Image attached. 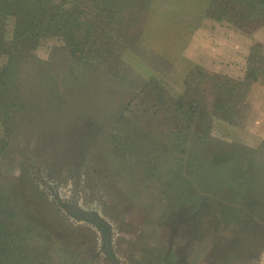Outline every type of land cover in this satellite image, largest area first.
<instances>
[{"label":"rangeland","instance_id":"1","mask_svg":"<svg viewBox=\"0 0 264 264\" xmlns=\"http://www.w3.org/2000/svg\"><path fill=\"white\" fill-rule=\"evenodd\" d=\"M57 1L100 23L88 0ZM132 1L83 58L61 35L19 52L29 115L16 104L1 143L19 240L4 264H264V20ZM180 99L207 115L190 120Z\"/></svg>","mask_w":264,"mask_h":264},{"label":"trees","instance_id":"2","mask_svg":"<svg viewBox=\"0 0 264 264\" xmlns=\"http://www.w3.org/2000/svg\"><path fill=\"white\" fill-rule=\"evenodd\" d=\"M100 11L101 20L97 23L94 19L82 20L79 16L71 17L69 10L62 2L57 0H0V57L5 52L7 67L0 71V122L3 123V137L0 144L4 143L10 130V123L17 121L18 113L23 109L22 115L28 112L29 103L21 95V80L18 81L22 64L16 65L19 52L23 49L33 50L43 39L52 35H61L65 39L75 58H83L86 46H98L107 39L115 36V24L122 18L125 21V9L132 4V0H88ZM234 7H229V5ZM211 16L217 19H230L239 24L237 16L244 20L242 28H250L264 20V0H213ZM9 18H14L10 29ZM131 19V18H130ZM102 20H105L102 22ZM127 22V21H126ZM128 23V22H127ZM128 26V25H127ZM124 24L120 22L119 30H123ZM259 52V51H258ZM19 62V61H18ZM21 74V73H20ZM255 74V73H254ZM256 76V75H255ZM252 78V76H251ZM183 99V98H182ZM178 101L180 111L184 112L190 120L199 117L203 119V102L197 104L192 100ZM131 102L127 103L130 105ZM24 106L16 111L15 105ZM202 107V110L200 108ZM206 109V108H205ZM206 111H208L206 109ZM14 114V115H13ZM7 124V125H6ZM5 137V140H4ZM4 144L0 145V159H4ZM3 153V154H2ZM5 207L3 195L0 193V263L6 262V256L10 253L11 244H17L16 233L8 227V219L15 216ZM14 224V223H13ZM102 227L101 222H98ZM189 222L186 220L176 225L175 243L170 251V259H174L177 253L180 227L186 228ZM15 225V224H14ZM14 227V226H13ZM107 231V230H106ZM15 242V243H14ZM11 257L15 258L17 251ZM2 257V258H1Z\"/></svg>","mask_w":264,"mask_h":264}]
</instances>
